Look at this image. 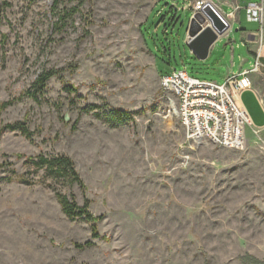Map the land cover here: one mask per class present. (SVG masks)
<instances>
[{
  "label": "rangeland",
  "instance_id": "rangeland-1",
  "mask_svg": "<svg viewBox=\"0 0 264 264\" xmlns=\"http://www.w3.org/2000/svg\"><path fill=\"white\" fill-rule=\"evenodd\" d=\"M183 4L82 0L60 28L53 0H0V264H264V130L247 126L239 150L188 143L160 89L184 68L224 81L185 42ZM47 69L58 75L36 101L25 92ZM110 109L132 120L113 124ZM14 122L31 138L3 128ZM39 154L68 156L83 187L26 161ZM56 193L102 216L97 238Z\"/></svg>",
  "mask_w": 264,
  "mask_h": 264
},
{
  "label": "built area",
  "instance_id": "built-area-1",
  "mask_svg": "<svg viewBox=\"0 0 264 264\" xmlns=\"http://www.w3.org/2000/svg\"><path fill=\"white\" fill-rule=\"evenodd\" d=\"M205 3V0L194 1L193 13L199 12ZM244 10L246 19L259 25L256 59L250 67L228 73L221 83L192 77L185 68L160 76V89L166 96L169 110H173L179 120L188 143L208 139L222 148L239 150L244 147V131L247 126H252V122L241 104L240 95L251 88L250 76L264 69L259 61L263 41V0L246 3Z\"/></svg>",
  "mask_w": 264,
  "mask_h": 264
},
{
  "label": "crops",
  "instance_id": "crops-1",
  "mask_svg": "<svg viewBox=\"0 0 264 264\" xmlns=\"http://www.w3.org/2000/svg\"><path fill=\"white\" fill-rule=\"evenodd\" d=\"M194 1L196 0H183V9L190 11V16L193 14L192 4ZM205 1L210 3L230 24L229 29L223 35L218 36L210 46L207 57L204 59L208 61V59L215 56L214 63L224 67L223 78L225 79L228 73H237L243 68L250 67L255 62L259 25L246 19L244 7L248 2H260L261 0ZM262 33L263 41L259 61L264 65V15ZM237 39L240 43H236L234 46ZM185 42H187V36ZM250 81L251 88L241 93L240 101L250 117L251 128L264 130V69L259 73L252 74Z\"/></svg>",
  "mask_w": 264,
  "mask_h": 264
},
{
  "label": "trees",
  "instance_id": "trees-1",
  "mask_svg": "<svg viewBox=\"0 0 264 264\" xmlns=\"http://www.w3.org/2000/svg\"><path fill=\"white\" fill-rule=\"evenodd\" d=\"M62 2L63 0H53L52 6V11H56L55 15L57 16L56 20L54 21V26L60 25V28L65 26L66 20L78 10V6L82 4V0H80L78 2V5L76 6H71L69 8L63 6L62 8H58ZM156 14L158 15L159 12H156ZM148 21H150V19H147L142 25H146ZM57 75V70H43L33 81L31 85L32 90L26 91L25 94L37 101L38 94L41 93L47 82L52 77H55ZM64 90L68 91L69 93H77V88L69 85L64 86ZM10 103L11 102L1 103L0 110L5 109L7 106L10 105ZM98 107L99 106L97 104H90L86 107L81 108V111L84 113L93 112L97 115L99 114V112H97ZM107 114V120L113 124H121L132 120V114L124 110L110 109ZM3 128L7 131H17L26 139L31 138V132L28 130L27 126L22 122L6 124ZM26 161L32 166H34L36 170L43 169L46 172L52 174L54 177H61L65 180H69L70 182H75L83 187V182L75 169L74 162L66 155H55L46 157L39 154L34 157H26ZM55 196L61 207L62 212L66 215L69 220L73 221L75 219H82L85 222H88L90 224V229L93 238L98 237L96 223L102 218V216H94L88 210L87 200H85L83 205L80 206L74 201L73 197L69 198L68 196L60 193H56ZM91 244V241H87L84 244L74 243V246L78 248H84L90 246Z\"/></svg>",
  "mask_w": 264,
  "mask_h": 264
},
{
  "label": "water",
  "instance_id": "water-1",
  "mask_svg": "<svg viewBox=\"0 0 264 264\" xmlns=\"http://www.w3.org/2000/svg\"><path fill=\"white\" fill-rule=\"evenodd\" d=\"M230 27L229 22L215 8L206 2L199 12L191 15L187 27V45L200 60L207 57L210 46L218 36Z\"/></svg>",
  "mask_w": 264,
  "mask_h": 264
}]
</instances>
